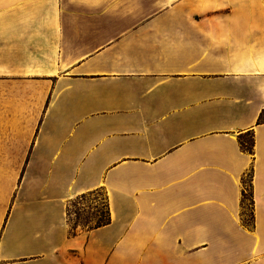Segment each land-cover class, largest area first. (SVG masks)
Segmentation results:
<instances>
[{"label":"crops","instance_id":"obj_1","mask_svg":"<svg viewBox=\"0 0 264 264\" xmlns=\"http://www.w3.org/2000/svg\"><path fill=\"white\" fill-rule=\"evenodd\" d=\"M0 90V264H264V0H0Z\"/></svg>","mask_w":264,"mask_h":264},{"label":"rangeland","instance_id":"obj_2","mask_svg":"<svg viewBox=\"0 0 264 264\" xmlns=\"http://www.w3.org/2000/svg\"><path fill=\"white\" fill-rule=\"evenodd\" d=\"M8 108V106L4 105V90H0V118H3L2 116H4V114L12 113L14 111L13 109L8 110ZM13 125V122H5L3 119H0V234L5 221V210L10 207V200L6 208L4 200L8 196L13 199L19 184V180L25 172V162H21V154L19 152L10 153L4 151V145L9 143L10 139V136L5 134L7 133V129L10 130L14 127ZM12 139L13 141H19L18 136L12 137ZM83 200H76L69 204L68 211L70 214V219L74 220L75 214H78L82 220L90 221V224L93 225L99 217V213L103 210L100 208L101 202H98V209L95 211L93 210V207L87 203L83 204L85 203V201L82 202ZM81 204L87 206V209L81 211ZM247 205L248 203H245L244 213L246 212V214L248 210Z\"/></svg>","mask_w":264,"mask_h":264},{"label":"trees","instance_id":"obj_3","mask_svg":"<svg viewBox=\"0 0 264 264\" xmlns=\"http://www.w3.org/2000/svg\"><path fill=\"white\" fill-rule=\"evenodd\" d=\"M258 123H262L264 122V114H261L257 120ZM240 147L244 150V151H251V146H252V140H241L239 142ZM247 181L244 182L245 184V191L242 192V196H241V206L245 207V203H248L247 205V214H244V219H243V224L246 227H251L252 226V220H253V214H252V193H251V184H250V179H251V174L249 172V174L246 177ZM105 207V205H103V208ZM67 215L70 218V214L69 212L67 213ZM109 222V215H108V211L107 209H103L100 213H99V217L97 218V220L94 222L93 225L90 224V221H84L82 220L78 214H75L74 217V223L71 226V230H74L75 227H77L78 225L82 226V227H87L89 230L93 229V228H97L103 225H106Z\"/></svg>","mask_w":264,"mask_h":264}]
</instances>
